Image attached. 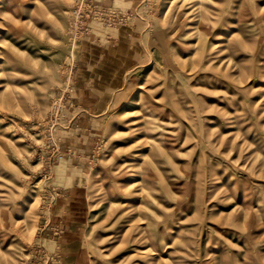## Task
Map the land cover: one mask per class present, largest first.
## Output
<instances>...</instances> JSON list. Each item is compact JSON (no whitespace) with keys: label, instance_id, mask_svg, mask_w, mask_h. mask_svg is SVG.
Returning a JSON list of instances; mask_svg holds the SVG:
<instances>
[{"label":"rangeland","instance_id":"rangeland-1","mask_svg":"<svg viewBox=\"0 0 264 264\" xmlns=\"http://www.w3.org/2000/svg\"><path fill=\"white\" fill-rule=\"evenodd\" d=\"M0 264H264V0H0Z\"/></svg>","mask_w":264,"mask_h":264},{"label":"built area","instance_id":"built-area-1","mask_svg":"<svg viewBox=\"0 0 264 264\" xmlns=\"http://www.w3.org/2000/svg\"><path fill=\"white\" fill-rule=\"evenodd\" d=\"M59 157L62 158V155H60Z\"/></svg>","mask_w":264,"mask_h":264}]
</instances>
